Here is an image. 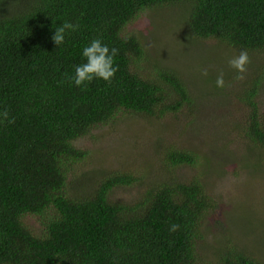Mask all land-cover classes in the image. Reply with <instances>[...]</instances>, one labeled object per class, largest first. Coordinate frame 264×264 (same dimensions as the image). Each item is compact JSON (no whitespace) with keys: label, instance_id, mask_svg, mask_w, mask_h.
<instances>
[{"label":"trees","instance_id":"trees-1","mask_svg":"<svg viewBox=\"0 0 264 264\" xmlns=\"http://www.w3.org/2000/svg\"><path fill=\"white\" fill-rule=\"evenodd\" d=\"M165 8L183 17L188 44L247 50L238 81L247 111L236 123L243 146L230 150L240 167L264 169V107L255 97L264 84V0H0V113L14 119L0 116V264H264V254L232 235L204 187L220 171L217 155L159 142L152 160L124 136L115 149L75 144L119 110L193 122L202 94L172 69L144 74L149 59L126 29L141 12ZM64 21L79 27L57 46L52 36ZM94 38L119 50V70L111 84L75 86L69 78ZM187 166L195 169L189 181L177 176ZM135 185L127 202L114 193ZM206 217L213 220L201 230ZM173 223L180 228L169 232ZM210 231L224 241L208 240Z\"/></svg>","mask_w":264,"mask_h":264},{"label":"rangeland","instance_id":"rangeland-1","mask_svg":"<svg viewBox=\"0 0 264 264\" xmlns=\"http://www.w3.org/2000/svg\"><path fill=\"white\" fill-rule=\"evenodd\" d=\"M167 10L168 8L141 12L126 29L139 36L149 59L148 62L141 61L146 67L144 74L153 79L157 77L158 72L154 68L156 65L158 68L162 67V70L172 69L186 82L185 85L190 88V92L202 94L201 101H197L198 110L194 114L193 122L188 125L187 119L191 120L190 117L186 116V119L174 112L165 113L160 118H148L140 114L122 113L119 110L111 122L101 125L103 126L101 128H95L91 135H86L75 144L79 146L82 144L85 148L100 145L115 149L124 136L131 145L132 142L135 143V147L140 149L143 156L148 155L152 160L158 157L159 142L183 146L194 151L203 149L212 158L217 155L221 174L217 170L216 173L207 174L204 177V187L209 195H214L221 204V212L226 214L225 220L229 218L232 235L239 239L243 246H247V249L249 246L257 248L256 251L260 255L264 254V169L262 166L240 167V160L233 152L243 146L237 139L236 123L239 122V118L244 117V111H247L238 100L244 87L238 85L239 80L229 81V72L234 75L237 73L229 67L228 60L238 53L217 45L212 40L188 44L189 33L183 17ZM253 57L258 61L260 59L257 56ZM201 69H207L210 77L201 76ZM221 74L226 84L223 89L215 86V76ZM255 97L259 106L264 107V84ZM106 126H112V129L108 130ZM229 150L232 154H228ZM94 162L97 164L96 167L102 168L99 165L100 160L96 159ZM128 165L132 172H137V166H130V160ZM194 171L195 169L190 166L182 167L179 168L177 176L189 181L195 174ZM135 188L138 187L135 185L131 190L117 188L114 193L127 202ZM218 214L219 212L214 213V217ZM211 220L213 218L206 217L201 230L209 225ZM218 235L210 231L208 240L217 244L223 237Z\"/></svg>","mask_w":264,"mask_h":264},{"label":"clouds","instance_id":"clouds-1","mask_svg":"<svg viewBox=\"0 0 264 264\" xmlns=\"http://www.w3.org/2000/svg\"><path fill=\"white\" fill-rule=\"evenodd\" d=\"M78 27V24L64 21L59 27L55 28V33L52 36L53 42L57 46L64 44L66 35L76 31ZM118 51L115 47L110 49L100 38L92 39L82 48L81 55L85 59V62L75 66V74L69 78L71 83L82 88H86L94 80H103L111 84L115 74L119 70L116 63ZM249 63L250 57L247 50H241L238 55L228 60V65L235 70L237 73L235 78L238 80L244 79V74L247 72ZM200 74L207 77V69H201ZM215 86L219 89H223L226 86L223 74L216 77ZM0 116L9 123L14 122V119H9L7 110L0 113ZM179 228V224L173 223L169 226V232H176Z\"/></svg>","mask_w":264,"mask_h":264}]
</instances>
